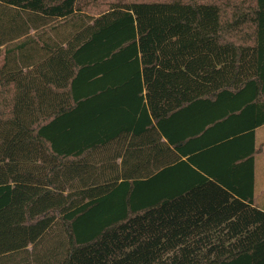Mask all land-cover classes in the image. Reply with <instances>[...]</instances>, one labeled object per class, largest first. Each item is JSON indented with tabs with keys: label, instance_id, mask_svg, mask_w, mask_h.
Masks as SVG:
<instances>
[{
	"label": "trees",
	"instance_id": "obj_1",
	"mask_svg": "<svg viewBox=\"0 0 264 264\" xmlns=\"http://www.w3.org/2000/svg\"><path fill=\"white\" fill-rule=\"evenodd\" d=\"M97 5L0 0V264H264V0Z\"/></svg>",
	"mask_w": 264,
	"mask_h": 264
},
{
	"label": "crops",
	"instance_id": "obj_2",
	"mask_svg": "<svg viewBox=\"0 0 264 264\" xmlns=\"http://www.w3.org/2000/svg\"><path fill=\"white\" fill-rule=\"evenodd\" d=\"M264 98V97H263ZM261 102V101H260ZM259 105V104H258ZM260 106V105H259ZM259 107L250 108L247 106L244 111L240 110L241 115L236 118H227L223 120V123L210 131L208 138L217 137L218 135L236 130L241 128L236 134H231L226 140H222L220 144H215L214 149L217 146H222L215 151L211 150L207 153L208 158H213L217 156L221 151H228L229 149L233 151L248 152L251 151L253 146V167H240L237 170L231 168L214 169L215 173H236L237 176H231V180L234 179V183L239 179V188L244 191H249V188L253 189V201L254 204L264 210V166L260 165L259 153L264 150V123L256 126L253 131V137L251 139V134L249 132L250 124L253 120L260 118L264 111ZM239 112V113H240ZM211 115V114H210ZM209 115V117H210ZM251 131V130H250ZM225 139V138H224ZM217 145V146H216ZM252 170V172L250 171ZM203 175H207L201 172ZM240 175V176H239ZM259 175V178H258ZM261 180V181H260ZM225 187V186H223Z\"/></svg>",
	"mask_w": 264,
	"mask_h": 264
},
{
	"label": "rangeland",
	"instance_id": "obj_3",
	"mask_svg": "<svg viewBox=\"0 0 264 264\" xmlns=\"http://www.w3.org/2000/svg\"><path fill=\"white\" fill-rule=\"evenodd\" d=\"M106 1V0H98V5H97V9H99V6L100 8H102V4L103 2ZM260 157H258L260 159V165L264 166V150H262L260 153H259ZM258 178H259V175H258ZM261 181V180H260ZM48 239V244H52L53 243V238H47Z\"/></svg>",
	"mask_w": 264,
	"mask_h": 264
}]
</instances>
